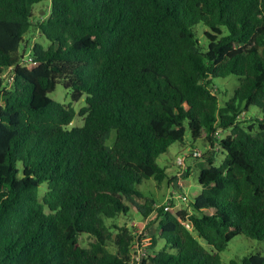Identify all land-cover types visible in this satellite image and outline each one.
<instances>
[{
	"label": "trees",
	"instance_id": "1",
	"mask_svg": "<svg viewBox=\"0 0 264 264\" xmlns=\"http://www.w3.org/2000/svg\"><path fill=\"white\" fill-rule=\"evenodd\" d=\"M42 1L0 0V264H225L236 236L264 241V0H51L35 24ZM59 83L79 112L51 98ZM188 131L207 141L202 189L154 207L139 186L174 182L157 159ZM131 206L155 212L139 262L145 233L118 223Z\"/></svg>",
	"mask_w": 264,
	"mask_h": 264
},
{
	"label": "rangeland",
	"instance_id": "2",
	"mask_svg": "<svg viewBox=\"0 0 264 264\" xmlns=\"http://www.w3.org/2000/svg\"><path fill=\"white\" fill-rule=\"evenodd\" d=\"M50 5L51 0H44L34 6L35 24H38L39 21L43 20V17L49 13ZM34 29L32 28L27 36H32V42H40L45 47H48L50 40L44 34L41 36L38 33L40 30L37 26L34 27ZM206 29L208 28L202 23L198 24L195 29L201 44L205 46L209 43V40L205 35ZM31 51V46H28L25 53V59L22 62L29 67H32L33 65L28 62V57L30 56ZM214 83L218 90L217 94L219 96V101L222 105H225L234 95V91L239 84V78L236 75H230L226 78H214ZM50 96L56 101L66 105H72L77 112H79V109L82 108L85 103L82 100H72L62 83L57 85L56 90L52 92ZM247 114L249 117H257L261 112L258 108L251 106L249 111H247ZM83 123V117L77 114L72 122V126H81ZM227 134H229V132H221L222 136ZM114 136L115 131L113 132V138ZM206 149L207 141L205 138L200 137L197 140H193L188 131L183 141H178L172 144L169 150L157 159L160 166L167 169L169 176L176 177L174 182L171 185H168L167 179L161 183H158L154 179L145 181L139 186L143 191L145 198L152 201L155 200L156 203L154 207L160 206L163 203L172 205L167 208L172 211L188 207V199L193 200L202 189V186L198 183V177L201 169L209 165L207 159L203 157ZM193 151L198 152V154H196L197 156L195 154L192 156ZM223 157L224 155L222 153L217 154L215 156L214 164L219 166ZM188 171L190 172L189 174H187ZM143 201L144 200H141L140 202ZM131 207L132 209L130 213L128 215H122V217L119 218L118 223L121 226L125 225L130 227L135 236L140 234L144 235L145 233L146 237L142 238V242L148 241V237L151 235L150 232L154 228L151 220H154L155 212L151 213L148 218L145 219L135 206ZM195 235L197 234L195 233ZM82 240L86 244L91 238L85 236ZM200 241L207 249L212 250V247L204 239H200ZM257 252L264 253V241L248 238L244 235H238L229 243L228 248L222 252L221 255L224 263L230 264L232 260L240 261L243 256ZM136 253H138V250H135V257H137Z\"/></svg>",
	"mask_w": 264,
	"mask_h": 264
},
{
	"label": "built area",
	"instance_id": "3",
	"mask_svg": "<svg viewBox=\"0 0 264 264\" xmlns=\"http://www.w3.org/2000/svg\"><path fill=\"white\" fill-rule=\"evenodd\" d=\"M217 135H220V131L218 130L217 131ZM184 198H186V197H184ZM188 227H190V224H186ZM143 244H142V246H138L137 245V248H136V251L138 250V253H136L137 254V257H135L134 256V258H135V260L137 261V262H139L141 259H142V256H144L145 255V249H144V247H146L149 243H150V237H148V241H143L142 242Z\"/></svg>",
	"mask_w": 264,
	"mask_h": 264
}]
</instances>
